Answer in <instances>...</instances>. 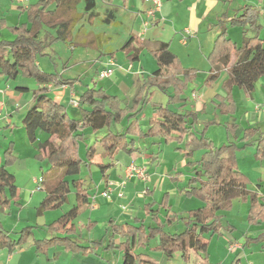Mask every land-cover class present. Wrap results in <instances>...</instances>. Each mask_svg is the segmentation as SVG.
<instances>
[{
  "label": "trees",
  "instance_id": "1",
  "mask_svg": "<svg viewBox=\"0 0 264 264\" xmlns=\"http://www.w3.org/2000/svg\"><path fill=\"white\" fill-rule=\"evenodd\" d=\"M79 0H37L24 7L25 20L8 27L12 33L11 38L0 37V76L7 80L18 77L30 78L37 83V87H18L20 91H31L32 103L22 119L30 141H35V131L40 129L47 138L38 144L35 158L46 159L47 167L42 170L40 183L44 197L37 206V214L46 210L60 208L68 202V195L73 192L75 203L59 217L46 225L53 234L49 237L34 240L36 252H44L48 248L59 245L72 252L88 254L103 244L105 249H118L122 252V264H158V260L144 252H136L140 245L145 246L149 239L158 237L153 250L161 251L167 258L176 252L181 258L191 264H212L208 261L207 247L209 240L204 231H218L219 212L229 209L232 200L240 199L248 202L246 218L251 224L264 223V195L247 189L248 177L239 170L236 159V150L249 144L256 145L255 154L264 156V133L257 127L238 129V125L226 124V127L238 137L242 132L238 146L234 140L221 145H214L205 136L204 132L196 135L191 127L196 121V111L180 112L168 107L183 100L181 97L186 82L193 78L196 69L183 67L169 49L168 43H160L151 50L157 68L143 78L139 93L131 106H121V99L107 93L102 87L85 86L76 98L78 110L71 115L66 103L56 102L49 93L48 84L54 86L68 85L73 87L78 78L67 77L57 71L48 72L41 69L37 63L39 56L46 55V50L55 42L72 43V30L80 20L82 13L77 11ZM95 6L94 0H85L86 11ZM93 12V11H92ZM257 11L245 5L242 13L228 17L225 13L215 24L219 32L214 41L213 48L208 55L211 64V73L207 81L217 77L223 67L228 66L229 81L242 88L248 96L254 90L255 82L264 75V38L258 34L259 25L256 24ZM228 24L244 26L256 31L254 36H243L240 45L228 37ZM6 27L3 17H0V29ZM143 44L136 35L131 34L122 44L121 50L130 62L137 61ZM172 87V92L168 87ZM152 87L164 92L167 96L165 104H157L153 108V115L148 120L146 130L140 128L136 115L141 112L143 97ZM230 92L228 93V97ZM140 101V102H139ZM142 102L141 107H138ZM231 110L233 102L230 101ZM122 118L127 120L123 130H114L113 123H119ZM132 119V120H131ZM215 123V121H210ZM90 127L93 133L104 130L100 136L94 134L91 144L85 147L84 158L79 154V143L85 140L84 130ZM132 134L141 138H162L164 142H181L188 137L183 148H179L189 157L194 149H203L201 157L186 163L191 166L192 174L187 185L181 191L187 196H195L202 205L186 211V214L176 212L168 202L166 192L158 202L145 204V211L151 213L154 224L148 226V231L138 218L135 221H122L116 223L114 219L108 220L104 235L97 239L82 243L75 225L71 222L79 211L89 204L91 196L89 188L85 186L83 178L79 176L81 165L89 164L95 154V144L102 147L101 156L106 159L98 166L102 171L113 165L114 154L118 149L128 153L135 150L133 139L128 140L127 135ZM257 137L253 139L255 136ZM53 137V139H50ZM249 140V141H248ZM44 151V152H42ZM5 162L0 166V208H9L17 204V192L14 184V175L6 169V165L14 160L12 151H4ZM162 207L165 210L164 223L170 225L181 221L183 228L180 231H168L164 224H160L155 210ZM94 221H87L85 226L90 228ZM34 226L27 225L17 231H7L0 228V248L9 251L20 247L32 234ZM115 235L123 238L115 242ZM264 236V232L260 237Z\"/></svg>",
  "mask_w": 264,
  "mask_h": 264
},
{
  "label": "crops",
  "instance_id": "2",
  "mask_svg": "<svg viewBox=\"0 0 264 264\" xmlns=\"http://www.w3.org/2000/svg\"><path fill=\"white\" fill-rule=\"evenodd\" d=\"M36 1L37 0H27V2L24 3L20 2L22 3L21 8V5H17L18 1L10 0V2L13 3L11 4L12 10L17 11L18 9L19 13L14 24L9 23L7 14H1L0 17L5 19L6 27L8 28L23 22L25 20L23 8ZM160 1L161 5L159 10L156 11L151 18L147 15V10L151 6V3L148 0H94L95 6L89 11L84 9L85 0H79L77 11L81 12L82 16L72 30V40L74 44L58 41L46 50V56L54 58L55 55L59 56L58 50L61 49L63 56L58 57V60L61 59V62H59V65L56 67L57 71L67 77L78 78L79 82H75L73 87L68 85L54 86L53 84H48L49 93L53 99L59 103H67V100L69 101L73 97L77 98L85 86L95 85L96 87H102L109 94L118 96L121 99L122 107L131 106L132 103L135 102L134 99L139 93L143 78L150 75L157 68L151 50L157 48L160 43L164 42L169 44V49L175 54L183 67L196 69L193 78L186 82L185 89L181 95L183 100L169 104L168 107L170 109L180 112L196 111L197 115L207 109L212 110L213 114H218L217 111H219L222 115H225L226 119L224 121H226L227 124L238 125V129L257 127L264 133V113H260L257 108V105L259 104L256 103L255 92L248 96L242 88L231 83L229 81V76L226 75V72L228 73V66L235 62L234 55L231 56L230 64L227 67L220 69L215 79L210 82L207 81V77L211 73V64L208 60V55L213 48L214 41L219 32V29L217 30L218 26L215 24L223 14L226 13L229 18L233 17L236 14L242 13L243 7L248 5L258 13L256 24L259 25L258 34L260 36L264 27L261 21V18L264 20V0H256V4L255 2H249L248 4L245 3L235 7L232 4L233 0ZM2 5H4V3L0 0V8H2ZM177 24L178 27L176 26ZM241 28L244 29H242L240 36L243 34V36L246 35L251 37L256 34L255 30L249 28V24H246ZM233 29L234 28L230 29L228 27V37L237 45H240L243 36L242 38L239 36L238 39H240V42L235 37L233 38L230 34L233 33ZM3 31L4 29L0 30V37L6 38ZM8 32L10 36L9 38H11L12 33L10 31ZM131 34L136 35L143 44L139 59L134 62H130L126 57L125 52L121 50L122 44ZM261 38H264V36ZM173 45H177L176 48L173 47ZM55 46H59L57 47L58 50L55 49ZM145 52L149 54L147 55L151 64V68L149 69H145L142 65L141 59ZM118 54L122 56L121 58H124L125 63L121 67L122 73H119L120 80L118 75L117 78L112 81L110 78L114 77L117 70L119 71V63L117 62ZM192 56L194 57L191 58ZM187 58L188 61H186ZM108 59H112L115 62L113 72L110 76L104 77L107 79L103 84H99V79H102L99 77V71L105 67V63ZM37 63L41 69L45 70L42 68L40 61L37 60ZM96 64H100L101 67L96 68ZM92 68L94 69V73L92 78H89L91 84H81V77H87ZM48 72L53 71L50 70ZM19 78L20 77L15 80H7L5 77L0 76V166L5 162L4 151L9 148L12 151L14 160L5 167L15 177L14 184L17 192V204H12L6 209L0 208V228L6 229L7 231H17L27 225H32L34 228L32 229V234L27 240L15 250L9 251L7 248H0V264H78V256H80V264H83L84 258L81 257V255L85 258L93 255L96 258L94 259L95 263L89 261V264H119L120 256L122 264V252L118 249H105V240L102 245L98 246L88 254L72 252L59 245L50 247L44 252H36L34 240L45 237V232L42 231L44 230L45 225L55 220L66 211L62 205L60 208L46 210L41 214H37V206L45 193L42 184L39 181L43 168L40 163V166H38L40 169L39 172L38 170L37 172L35 171L37 168L36 162H38L35 158V154L38 152V144L43 142L48 135L42 130L36 129L35 141H30L27 137L26 130L22 124V119L31 106L32 95H28L29 92L18 90V87H28L29 89H32L37 87V83L35 81L34 85H30L26 83V81L20 83ZM123 81L127 82V84ZM240 90L245 98L248 99V109L238 108L235 99V92L241 94ZM168 91L172 92L171 86L168 87ZM14 92L22 93L23 95L21 96ZM229 92L230 96L228 97ZM166 101L167 96L161 90L156 87H152L148 90L146 96L143 97L144 103L142 105V110L134 118L141 129L146 130L148 120L153 115V108L157 104H165ZM230 101L233 102L232 110L231 105H229ZM219 102L221 105L217 104ZM140 104H142V102ZM140 104L137 108L141 107ZM219 120L221 119L219 118ZM124 122L125 118H122L119 123H116L115 126L120 127L119 129L116 128V130H123ZM195 123L191 127V131L194 134L199 135V132L195 129ZM143 125H146V127ZM103 131L104 130H100L93 133L90 127L84 130L85 140L79 143L80 156L82 153L85 154V147L87 144L92 143L94 134L100 136ZM205 136L207 135L205 134ZM241 136L242 132L239 133L238 137H235L234 134L233 140L238 146H242L245 142L239 140ZM256 137L257 135L253 139ZM207 138L209 137L207 136ZM50 139H53V137H50ZM127 139H133L134 141L133 147H135V150L129 153L132 160H135L137 155L149 158L150 160H156L159 155L160 146L164 142L162 138L154 137L151 138L152 140L149 143L151 144L150 146H144L142 145L140 140L141 137L139 136L128 134ZM187 140L188 137H185L183 141L178 142L175 147L183 148ZM253 145L255 144L253 143L250 146ZM242 148L244 147L239 149ZM117 151L114 154L113 165L102 171L98 164L104 163L106 159L101 156V145L99 143L95 144V154L90 163H95L101 170V184L99 189L95 192H91L90 186H86V183H88L87 179L80 176L83 178L85 186L89 188L91 196L89 197V204L83 207L79 211L77 217L71 221L75 225L77 231L78 228L85 225L87 221L95 222L88 231H91V229L97 225L103 224L100 228L105 232L110 218L114 219L116 223H119V209H113V207L116 206L115 201H108L102 195V192L109 187V182H113L110 186L112 190L115 189L114 187L119 183L117 181L122 178H133L132 176H125V168L128 165L123 166L120 172L119 170L117 171ZM81 157L84 158V156ZM95 157H98L99 159H96ZM22 160L32 161L35 165L34 167H27V165H24L25 163L21 164ZM111 169H114L116 172V176L114 175L113 179L110 174ZM146 171L148 174V170ZM247 177L250 183H256V192L264 195V191L261 190V183L264 181L263 175L252 180L249 176ZM151 193H153V190L146 186V193L144 196L149 198V194ZM113 194L114 192L112 193V196ZM151 202L156 206L159 201L153 199ZM248 206L249 203L247 202L246 211ZM178 212L181 213L180 211ZM134 218L139 217L135 215ZM51 233L53 234V232ZM79 235L82 239L83 232L80 231ZM97 238L98 237H85L86 242H82L88 244L89 240ZM122 239L123 238H120L119 235H115L116 243H119ZM156 244L149 243V248L144 247L141 251H135L144 252L154 257L150 251L153 250L151 247H154ZM239 249H244V247L240 244H236L233 250L237 251ZM236 255L238 261L237 264H239L240 253H236Z\"/></svg>",
  "mask_w": 264,
  "mask_h": 264
},
{
  "label": "rangeland",
  "instance_id": "3",
  "mask_svg": "<svg viewBox=\"0 0 264 264\" xmlns=\"http://www.w3.org/2000/svg\"><path fill=\"white\" fill-rule=\"evenodd\" d=\"M18 1L17 5H21L22 8V1ZM1 2L4 3L2 5V8H0V16L1 14H7L9 23H15L17 20L18 15V9L17 11L12 10L10 0H1ZM27 2V1H26ZM249 2H255L256 0H233L232 4L233 6L242 5ZM24 3V2H23ZM16 4V3H14ZM263 5V4H262ZM261 5V6H262ZM181 8V7H180ZM3 11V13H2ZM23 20V19H21ZM262 24L264 25V20L261 18ZM178 27V24L176 25ZM229 28L232 29L233 33H230L233 38L236 39L239 38L242 29V26L239 25H232L228 24ZM216 28V27H215ZM4 29V36L6 38H9V32L10 31L7 27H4L0 30ZM218 30V28H217ZM252 34V33H251ZM3 36V35H2ZM243 36V34H242ZM240 36V38H242ZM260 36H264V27L260 33ZM240 42V39H238ZM177 42V40L175 39ZM177 45H173V47L176 48ZM59 46H55V49H57ZM59 56L55 55L54 58H49V56H39L38 61L41 62L42 68L48 71H53L55 68L59 65V62H61V59L58 60V57L63 56V52L61 49L58 50ZM148 53H144L142 55V65L145 69L151 68L150 60ZM117 62L119 63V71L117 70L114 77H111L110 79L114 81L117 76L119 75L120 80V74L122 73L121 67L125 63L124 58H121V55H117ZM192 56L191 58H193ZM188 61V58L186 59ZM96 68H100V64L95 65ZM92 71V72H91ZM88 74V76L81 77V84H91L90 79L92 78V75L94 73V69L92 68ZM70 75V74H69ZM226 75L228 76V73L226 72ZM97 78V77H96ZM107 79V78H106ZM105 78L99 79V84H103L106 80ZM199 79V78H198ZM20 83H23V81H26V83L30 85H34V80L30 78H19ZM125 84L127 82L123 81ZM222 83V82H221ZM29 92L28 95H31V91H25ZM255 96H256V103L259 104L257 108L259 109L260 113H264V75L259 77L258 80L255 82ZM252 92V93H253ZM15 93V92H14ZM241 94H238V92H235V99L238 105V108H249V104L247 103L248 99L245 98L244 94L240 90ZM19 95H23L22 93H15ZM216 104V103H215ZM218 105H221V103H217ZM67 110L71 115H74L75 112L78 110L77 106H73L69 103L67 100ZM212 110H205L203 112L198 113L195 123V129L199 132L198 134H201V132H204L212 141L214 145H221L224 143H227L229 140H233L234 133L232 130L228 129L226 127V119L225 115H222L219 111L218 114H213ZM259 113V112H258ZM264 115V114H263ZM219 118L221 120H219ZM215 123H210V121H214ZM127 121L123 123V129L126 126ZM145 124V123H144ZM146 127V125H143ZM112 128L116 130V128H120L119 126H115V123H113ZM142 142V145L144 146H150L149 144L151 142V138L147 139L145 137L140 139ZM178 142L176 141H170L169 143H164L160 146L159 149V155L158 158L155 160H150L149 158L142 157L140 155H137L135 160H132V157H130L129 153H126L122 150L117 151V158H118V167L116 168L117 171H121V168L125 165H129L131 162H133L136 165L143 166L146 170H148V176L147 179L142 180L137 177H133L132 179L128 178H122L121 180L117 181L120 185H117L116 187H113L115 189H112L109 191L108 196H103L108 201H115L116 206L113 207V209H119V222L128 220V221H135L134 216L137 215L139 218L140 223L144 224V228L146 231H148V226L150 224H154V218L152 217L151 213H154L153 211L146 213L145 211V204L148 202H151L153 199L155 201H160L163 197V195L167 192L168 193V202L172 204V209L176 210L177 212L180 211L182 214H186V210L190 208H195L198 206H201L203 203L195 196H187L185 195L181 189L182 187L187 185L188 178L190 174H192V169L189 164L186 162L188 160L194 162L198 160L201 157V154L203 152V149H194L192 151L191 156L187 157L184 155V152L175 147ZM244 146L242 149L236 150V156H237V162H238V168L240 171L244 172L249 178L256 179L258 176H262L264 178V156H258L255 154L256 145L250 146ZM83 152V151H82ZM81 156H84L82 153ZM23 158V157H22ZM96 159H99L98 157H95ZM24 159V158H23ZM38 162L37 168L35 171L39 172L40 163L42 165V168L45 169L47 167V161L46 159L40 160L39 158H36ZM25 163L24 165H27V167H34V163L32 161L28 160H22L21 164ZM116 164V165H117ZM126 169V168H125ZM111 178H114V175L116 176V172L114 169H111L110 171ZM79 176H82L87 179L88 183H86V186H90L91 192H95L100 187V178L102 176L101 170L98 168V166L95 163H89V164H82ZM122 183V184H121ZM261 190L264 191V181H262ZM146 186H148L150 189L153 190V193L149 194V198L145 197L146 193ZM102 188V186H101ZM248 190H257L256 183H248L247 184ZM114 192L113 196L112 193ZM122 193V195H118L119 193ZM119 200V201H118ZM75 196L74 193L71 192L68 195V202L63 204V208L65 211H67L71 204L74 203ZM246 203L242 202L240 199L235 198L232 200V205L229 209L223 210L219 212V220H218V231L212 233V231H204V236L208 238L209 244L207 247V257L208 261L210 263L214 264H237V255L236 253H240V262L239 264H264V236L260 237V235L264 232V223L260 224H251L248 222L246 215ZM73 205V204H72ZM118 206V207H117ZM155 206V205H154ZM153 206V207H154ZM158 207L157 205L154 207L155 209ZM117 209V210H118ZM155 213H157V217L159 218L160 224H164V229L174 232V231H180L183 228V223L180 221H175L171 223L170 225H167L164 223L165 219V210L160 207L158 210H155ZM80 219V218H78ZM77 219V220H78ZM85 224V223H84ZM103 224L97 225L91 229V231H88L89 228H87L85 225L78 228V233L80 231L83 232V242H86V238L91 237H102L104 235V231L100 228ZM41 228V227H39ZM37 229V228H36ZM39 230V229H38ZM45 237H49L52 233L47 229L46 225L44 227V230H42ZM103 233L101 234V232ZM150 241L148 242L151 244H156L158 242V237L156 238H150ZM82 242V243H83ZM146 244L145 246L140 245L135 250L141 251L144 247H148L149 245ZM231 244H240L244 247V249L239 250H233L235 248H232L230 251L228 250L229 245ZM61 247V246H60ZM154 257L158 260V264H191L188 262H185L179 252H176L172 255L170 258H166V256L158 250H152L150 251ZM120 255V253H119ZM81 257L84 258L83 264H89V261L91 263H95L94 259H96L93 255L85 258L81 255ZM78 264H80V256L77 257ZM119 264H121V258L119 256Z\"/></svg>",
  "mask_w": 264,
  "mask_h": 264
},
{
  "label": "built area",
  "instance_id": "4",
  "mask_svg": "<svg viewBox=\"0 0 264 264\" xmlns=\"http://www.w3.org/2000/svg\"><path fill=\"white\" fill-rule=\"evenodd\" d=\"M22 2H26L27 0H19ZM151 3L150 8L147 10V15L149 17H153L155 12L159 10L160 5H161V1L160 0H148ZM115 65V62L112 59H108L105 63V67L99 71V77L100 78H104V77H108L112 74L113 72V67ZM69 103L72 104L73 106H77L78 101L75 97L71 98L69 100ZM258 106V105H257ZM125 176L126 177H137L140 178L142 180L147 179V171L143 166H139L134 164L133 162H131L125 169ZM113 184V182H109L108 186L103 192L102 194L104 196H108L109 191L111 190L110 186ZM122 184V183H121ZM116 185H120L119 183H117ZM119 196L122 195V193L120 192L118 194ZM235 244H231L229 245L228 249L231 250L232 248H234Z\"/></svg>",
  "mask_w": 264,
  "mask_h": 264
}]
</instances>
